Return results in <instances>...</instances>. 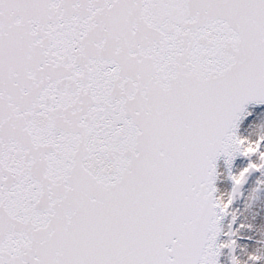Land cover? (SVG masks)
<instances>
[{
	"label": "snow or ice",
	"instance_id": "1",
	"mask_svg": "<svg viewBox=\"0 0 264 264\" xmlns=\"http://www.w3.org/2000/svg\"><path fill=\"white\" fill-rule=\"evenodd\" d=\"M258 121L264 0H0V264H264Z\"/></svg>",
	"mask_w": 264,
	"mask_h": 264
},
{
	"label": "bare ground",
	"instance_id": "2",
	"mask_svg": "<svg viewBox=\"0 0 264 264\" xmlns=\"http://www.w3.org/2000/svg\"><path fill=\"white\" fill-rule=\"evenodd\" d=\"M264 127V121H258L256 125L249 128L247 131L242 129L244 135H251L255 138L256 135H260L262 128ZM243 158H240L234 165L232 171L236 172L240 167L244 166ZM219 171L221 173L217 180V188L222 193H230V187L232 186L231 180L228 179V174L222 164L219 165ZM261 179L260 174H258L254 181ZM255 187L253 185H248L247 188L241 195V202L233 206L237 211V220L235 227L240 224L251 225V228L245 227L240 231V237L238 239V244L241 248L248 252L259 248L264 250V191L254 192ZM231 217H227L225 221V226L229 223ZM247 237H251L248 239ZM241 248H237L236 254L243 258ZM226 253L220 257L221 264H225ZM230 264V261L228 262Z\"/></svg>",
	"mask_w": 264,
	"mask_h": 264
},
{
	"label": "rangeland",
	"instance_id": "3",
	"mask_svg": "<svg viewBox=\"0 0 264 264\" xmlns=\"http://www.w3.org/2000/svg\"><path fill=\"white\" fill-rule=\"evenodd\" d=\"M263 130H262V132L260 133V135H262V134H264V127L262 128ZM243 164H244V166L247 164V161L246 160H244L243 159ZM259 173H254V174H252L251 176H249V178H248V180H247V183L243 186V188L241 189V193H243L244 192V190L247 188V186L248 185H253L255 188H257L258 187V180L257 181H254V178L258 175ZM231 189H232V186L230 187V191L229 192H231ZM264 190H261V191H259V192H263ZM242 195V194H241ZM241 195H238L237 196V198H236V200L234 201V204H233V206H236V205H238L240 202H241ZM233 228L235 229L236 227H235V224L233 225ZM241 231H242V229H241ZM263 238H264V232H263ZM225 251V253H226V258H225V264H228V262L230 261V259H229V256H228V250L227 249H225L224 250Z\"/></svg>",
	"mask_w": 264,
	"mask_h": 264
},
{
	"label": "water",
	"instance_id": "4",
	"mask_svg": "<svg viewBox=\"0 0 264 264\" xmlns=\"http://www.w3.org/2000/svg\"><path fill=\"white\" fill-rule=\"evenodd\" d=\"M224 222V221H223Z\"/></svg>",
	"mask_w": 264,
	"mask_h": 264
}]
</instances>
